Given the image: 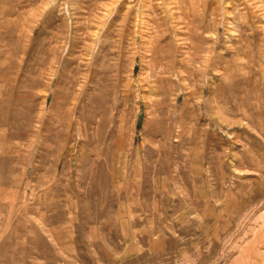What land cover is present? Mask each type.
I'll return each instance as SVG.
<instances>
[{
  "label": "rangeland",
  "instance_id": "1",
  "mask_svg": "<svg viewBox=\"0 0 264 264\" xmlns=\"http://www.w3.org/2000/svg\"><path fill=\"white\" fill-rule=\"evenodd\" d=\"M0 264H264V0H0Z\"/></svg>",
  "mask_w": 264,
  "mask_h": 264
},
{
  "label": "bare ground",
  "instance_id": "2",
  "mask_svg": "<svg viewBox=\"0 0 264 264\" xmlns=\"http://www.w3.org/2000/svg\"><path fill=\"white\" fill-rule=\"evenodd\" d=\"M50 126H51V125H50ZM50 126H49V127H50Z\"/></svg>",
  "mask_w": 264,
  "mask_h": 264
}]
</instances>
